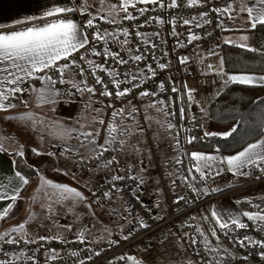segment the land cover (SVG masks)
Wrapping results in <instances>:
<instances>
[{
	"label": "built area",
	"instance_id": "1",
	"mask_svg": "<svg viewBox=\"0 0 264 264\" xmlns=\"http://www.w3.org/2000/svg\"><path fill=\"white\" fill-rule=\"evenodd\" d=\"M237 1L198 0L196 5L188 7V0H177L175 8L168 6L171 0H157L154 4L138 1L134 6H129L127 12L122 11L116 20L99 17L93 20V28L84 29V33L89 36V44L85 46L87 51L80 49L72 54L79 64V68H73L86 80L89 87L95 89V93L92 94L101 109L103 108L106 113H113L117 109L134 107L140 110L153 105L152 108L178 122V148L181 153L183 175L176 179L173 186L184 192L181 196L183 199H179L178 203L170 204L160 212L153 211L137 195L140 179L127 166L121 167L116 174L125 177L124 180L112 181V177L101 181L91 179V173L99 166L104 167L106 161L114 156L113 148L108 146L110 150L104 152L103 156L97 153L90 158L79 160L76 168L87 179L90 202L98 201L101 205L109 198L121 199L129 215L137 214L138 222L130 224L125 236L128 238H112L106 242H98L80 236L66 239L46 237L48 239L45 240L6 237L0 242V261H4L5 264H115L136 247L149 244L162 234H169L185 242L191 264H264V260L260 257V252L264 249L247 244V241H245L246 247L240 246L239 243L244 236L264 241V232L256 226L260 222L245 220L243 223L248 227L244 229H235L231 225L228 229L219 230L206 210L209 201L233 192L249 191L264 183V169L254 165L242 177L228 173L218 175L212 184L220 191L210 194L194 175L192 158L188 150V131L200 122L206 121L208 107L216 101L224 89L217 73L201 72L200 58L219 48L225 31L224 16L228 12L225 9H228L229 5L232 7ZM141 9H145L143 15ZM215 9L221 11L217 12ZM129 14L135 19H124ZM157 19L164 22L158 23ZM184 20L190 23L184 24ZM124 29H128V37L123 36ZM97 31L102 36L105 31L112 35L95 41L92 36ZM137 32L141 35L137 36ZM191 35L199 39L189 42ZM113 39L118 43L115 47L112 45ZM125 39L129 43H122ZM93 48L101 55H93ZM105 50L119 53V58H123L128 63L118 64L111 56L105 58L103 55ZM135 55H141L143 59L134 61L132 57ZM80 56H86V60H80ZM184 57L188 59L185 63H181V58ZM87 60L102 64L105 70L115 71L117 73L115 79L121 81L119 90L130 88L131 92L117 99L115 97L117 88L112 83L113 77L109 76L107 71L99 69L95 70L96 74L93 76V68ZM65 62L61 60L58 66ZM160 63L165 64L166 67L160 69L158 67ZM149 66L155 71V75L148 71ZM81 68L84 70L83 75L80 74ZM132 75H136L137 78L133 80ZM96 77H100L103 83L96 84ZM190 78L195 81L193 94H189L187 86ZM54 79L57 80L56 88L64 98L69 101L80 99L81 92L71 84L59 83L58 72H55ZM161 83L164 84L163 91L159 87ZM105 85L113 93L112 96L100 95ZM173 88L176 91H173ZM143 91L155 95L141 97L140 93ZM182 109L183 116H181ZM105 191L110 192V197H104ZM198 213L201 222L210 231L215 230L217 234L214 238L219 242V248L213 254L208 252L201 230L197 231L194 218ZM141 221L147 225L146 228L140 227ZM6 240H16L18 243L8 244ZM32 240L35 242H27ZM193 240L196 243H192ZM73 252L77 255L73 256Z\"/></svg>",
	"mask_w": 264,
	"mask_h": 264
},
{
	"label": "crops",
	"instance_id": "2",
	"mask_svg": "<svg viewBox=\"0 0 264 264\" xmlns=\"http://www.w3.org/2000/svg\"><path fill=\"white\" fill-rule=\"evenodd\" d=\"M138 1L139 0H131V4ZM121 2L122 0H104L103 4H101L100 0H0V23L12 25V22L15 20H22L25 17L31 16L36 17L37 19L32 20L29 24L15 25V30H20L25 26L42 25L45 22H51L57 18L72 19L78 25L83 27L87 19L94 20L99 17H104L106 19L116 20L119 17L118 15L122 13V10H120L119 7ZM85 3L87 4L86 10L80 7ZM254 3L255 0H238L231 9L228 10L224 16L225 31L222 35L220 46L221 44H230L238 47H241L240 45H247V49H258L254 39L255 29L251 28L246 11V6H252ZM111 5H116V9L112 10L110 8ZM56 6L72 7L74 11L66 12L59 16L42 18V14L45 11ZM256 7L259 8L261 6L256 5ZM5 30L12 29L9 28ZM241 36H247L248 39L241 40ZM225 41H231V43H226ZM117 44L116 40L113 39L112 45L115 47ZM220 46L219 48L202 55L200 59L204 62L211 61L215 57V52H219ZM219 57L221 60L220 52ZM59 62L60 61L57 62V66ZM201 68L202 73L210 74L206 73L211 70L209 64L205 65V67L201 64ZM45 74L51 75L50 70H45L44 73H36L35 75L39 77ZM231 75L252 76L256 78L255 85H261L259 82L260 75L253 76L250 74H228L221 72V74L219 73V78L224 87L231 84V82L227 84L225 83ZM64 79L71 85H73V83L80 84L81 81H84V83L87 84L86 80L74 71V68H70L66 71ZM17 86L26 89V91L11 95L9 100L5 102L6 104L14 105V107H10L6 111H0V129L2 128V130L17 133L16 135H18V138H23L26 145L29 147V141L35 142L38 152L52 156L56 160V168L58 171L65 175L81 178V176L75 172L74 165H76L79 160L90 158L101 150L98 147V145H100L98 141L95 140V147L88 143V141L94 140L95 137H85L82 135V133H86V131L82 128L79 129L75 127L73 121L79 119L85 109L99 106L93 94L84 91L81 92L78 101H69L61 95L55 85H49L47 87L52 88L57 93L54 97L55 102H50L48 100L47 88L39 79L29 78L19 85H6L8 88ZM187 86L188 90L195 89V81L191 78L188 79ZM81 87H83L82 84ZM39 89H45L43 93L45 97L44 102L38 100V96L41 93L36 90ZM193 92L194 91H191V94H193ZM86 104L89 106L85 107ZM27 114L31 115L26 119L19 118L26 116ZM200 123L204 124V122ZM256 143L261 144V148L258 149V151L264 155V135L249 143L239 151L230 154L195 151L196 153L214 156L216 157V160L212 162L210 169H204L205 176L203 178H201L200 173L195 170L196 162L192 160L193 173L200 180L201 185L212 194L214 193L212 189H219L212 184V181L216 176L224 173H228L235 177L244 176L235 175L226 171L227 164L223 162V158L236 155L247 148L250 144ZM6 146L8 145L5 139L0 140V197H3L0 199V212H2L9 204H13V207L4 219H0V234L8 233L6 237L15 236V238H20L17 236V232H12L11 229L17 226L16 222H18L17 220H20V217L23 214L25 205L23 194L28 183L24 184L19 176H17L13 162L14 153ZM114 156L116 157V160L111 165L107 167L99 166L93 171V173H91L90 178L101 181L116 175L119 173L121 167L127 166L139 177L140 180L143 179L144 182L143 184L140 183L136 193L140 199L147 203L155 212H160L170 204L178 203L180 197L184 195L182 190H177L173 186L176 179L183 175V170L180 166V156H178V159H170L167 158L168 156L162 157L154 155L148 163L135 159L127 161L118 159L117 153H114ZM254 165L260 166L264 169V161H257ZM254 165H247L240 169V171L247 174L249 169ZM83 180H86V178H83ZM12 196L17 197L14 203L11 200ZM263 197L264 183L249 191L233 192L209 201L206 205V210L210 214V217L211 213L216 211L221 215L224 222H227L229 226H231V216H239L242 223L245 220H248L242 215L244 211L238 209L236 205L238 201H252ZM86 200L87 198L85 199V202L88 204V209L90 210L91 215L82 214L80 217L78 216L80 211H76V219L78 224H82V229H80L78 233L70 235V237H81L80 234L82 233V237L98 242L108 241L112 238L122 239L126 236L130 224L132 222H138L137 214H132L130 216L127 213L128 209L121 199H107L97 212L94 207L92 208V206H90L91 204L89 201ZM250 213L255 214L259 212ZM260 214L264 215V213ZM212 221L216 228L223 230L220 229L214 219H212ZM194 222L201 230L208 252L213 254L215 251L213 252L211 249L210 240L215 238L212 236V231L201 222L199 213L196 214ZM21 239L27 238L22 237ZM1 241L2 240H0V242ZM182 250L186 252L184 258L181 257ZM161 254H163V257L159 258L157 255ZM126 256L135 257L137 260L138 258L143 257L147 261L150 258L151 260L155 258L156 261L153 262L156 263H160L165 259L172 264H191V260L185 248V242L181 238L169 234H162L152 240L149 244L136 247L132 253L130 252ZM125 257L121 259L118 264H131V262L127 260V257Z\"/></svg>",
	"mask_w": 264,
	"mask_h": 264
},
{
	"label": "snow or ice",
	"instance_id": "3",
	"mask_svg": "<svg viewBox=\"0 0 264 264\" xmlns=\"http://www.w3.org/2000/svg\"><path fill=\"white\" fill-rule=\"evenodd\" d=\"M104 0H100V3L103 4ZM141 3H157V0H139ZM198 3V0H188L187 6L192 7ZM131 4V0H122L120 4V10L127 12L128 7ZM256 5H260L261 7L257 8ZM131 6H134V4H131ZM169 7L175 8L177 7V0H171V4L168 5ZM82 9L86 10L87 4H82L80 6ZM110 8L112 10L116 9V5H111ZM231 9V5H229L228 9H225V11H228ZM74 9L72 7H52L51 9L45 11L42 14V18L47 17H53V16H59L66 12H73ZM141 15H143V12L145 9H141ZM215 11L219 12L220 9H215ZM246 11L249 17V22L251 24L252 29H256L258 25L264 26V0H255V3L252 6H246ZM202 15H206V13H202ZM37 19L36 17H25L24 19L15 20L12 22V25H5L0 23V111H6L10 107H14L12 104H6L5 102L9 100L10 96L18 93L26 91V89H22L19 86L8 88L6 85H19L20 83L24 82L26 79H39L42 83L45 84L47 88L48 93V100L50 102H55L54 97L57 95V93L50 87H47L49 85H55L57 83V80L53 79V76L51 75H41L37 77L36 73H44L45 70H54L55 72H58L60 74L59 83H66L67 81L64 79L65 73L70 68L76 67L79 68V64L77 60L73 57V53L78 52L80 49H87L85 48L86 45L89 44V36L84 33V29H90L93 28V19H87L84 23L83 27L78 25L76 22H74L72 19L67 18H57L52 20L51 22H45L42 25H32V26H25L20 30H15V25L20 24H29L32 20ZM124 19L132 20L135 19L131 14L126 15ZM195 19V18H194ZM114 22V21H112ZM158 23H163L164 21H161L157 19ZM190 21L184 20V24H189ZM205 23H208V21H205ZM12 29V30H5V29ZM123 36L128 37L129 31L128 29L123 30ZM111 33H108L105 31L104 35L102 36L98 31L92 36V39L95 41L103 40L104 36H110ZM137 36H140L141 34L139 32L136 33ZM199 39V37L195 35H191L189 37V42L192 40ZM241 40H247V36H241ZM226 43H231V41H225ZM122 43L127 44L129 41L125 39ZM241 47L247 48V45H240ZM249 51H255V49L248 48ZM93 55H101V53H98L95 51V49H92ZM105 58L111 56L113 60L118 64H127L128 61L124 60L123 58H119V53L109 52L108 50H105L104 54ZM71 57V60L69 58ZM134 61H141L143 57L141 55H135L132 57ZM187 57L181 58V63H185L187 61ZM64 60L66 61L63 65L57 66V62ZM80 60H86V56H80ZM87 63L92 66L93 71L92 75L95 76L96 69H99L101 71H107V74L111 77L112 83L116 86L117 91L115 92V97L117 99L125 97L128 95L132 89L130 88H124L123 90H119L121 81L115 79L117 73L113 70H105L102 64L95 63L94 61L87 60ZM158 67L160 69H164L166 67L165 64L160 63L158 64ZM211 68V66H209ZM148 71L152 72L153 75H155V71L149 66ZM84 70L80 69V74L83 75ZM137 77L136 75H132V79L135 80ZM239 83L241 85H249L254 86L256 83V78L252 76L247 75H231L228 77V81L225 83ZM259 82L262 86H264V76L259 77ZM96 84H102L103 81L100 79V77H96L95 80ZM81 84L83 87H81ZM74 88L77 89L79 92L87 91L89 93H95V89L93 87H89L84 81H81L80 84L73 83L72 85ZM135 87V85L133 86ZM160 89L163 91L164 84L161 83L159 85ZM39 93H41L38 96V100L44 102L45 97L43 95L45 89H39L36 90ZM173 91H176L175 88H173ZM193 90H189V94ZM100 95L105 97H110L113 95L111 91L108 90L107 86H104V89L100 92ZM148 95H155V93H149L148 91H143L140 93V96H148ZM163 103V101H161ZM89 105H85V107H88ZM153 105H150V107ZM108 107H111V105H108ZM102 109H96L97 112L101 111ZM159 110V109H158ZM131 111H135V108L133 107ZM124 112V109H117L113 111L112 116L115 118L117 115H120ZM31 114H27L26 116L19 117L20 119H26ZM131 115V112L129 113ZM181 116H183V109L181 110ZM100 124H104V120H99ZM170 128L172 127L171 124L168 125ZM236 129L233 128L232 131H235ZM72 131V130H69ZM142 131V129H141ZM108 137L105 138L104 144L98 145L100 148L99 155L103 156L104 152L109 151V147H106V145H111L115 140L116 136L113 135V133L117 132V127L113 123H109L108 125ZM230 133H224L223 135L227 136ZM85 137L87 136H99L100 133H82ZM205 136H214L216 133H205ZM110 137V138H109ZM192 139H195V137L191 138L188 142L191 143ZM90 145L96 146L95 140L88 141ZM121 144H123V141H120ZM261 148L260 143L256 144H250L247 148H245L243 151L239 152L236 155L224 157L223 162L227 164L226 171L231 172L235 175H246V173H242L240 169L246 167L247 165H254L257 163V161H264V155H262L258 149ZM35 154L40 155L41 153L37 152L36 149L32 150ZM20 155H23V153H19ZM191 158L193 161L196 162L195 164V170L200 173L201 178L205 176L204 169H210L211 164L213 161L216 160V157L211 155H204L200 153L193 152L191 153ZM116 160V157L113 156L112 159H109L106 161V163L103 165L104 167H107L111 165ZM179 162V161H178ZM218 174V173H217ZM17 176H19L20 180L27 184L28 181L23 177L20 176L19 173H17ZM112 181L117 180H124L125 177L113 175ZM143 179L140 180V183L143 184ZM42 183L47 184L55 189H57L60 193V196L58 197L59 200H67L72 199L74 205L78 202H83L85 200V197L76 189L71 188L67 185H61V184H53L51 181L43 180ZM195 191V189H193ZM213 192L220 191V189H212ZM104 197H110V192L105 191L103 193ZM3 197H0L2 199ZM17 197L12 196L11 200L13 203L16 201ZM138 199V197H137ZM182 200L183 197H180ZM13 204H9L2 212H0V219H4L9 212L12 210ZM90 207V206H89ZM242 215L246 217L249 221H257L260 222L256 226L260 228L262 232H264V215H261L260 213H250V212H243ZM211 218L216 221V224L219 225L220 229H228L229 224L227 222H224V220L221 218V215L217 213L216 211H213L211 213ZM207 219V217H206ZM231 224L235 227V229H244L248 227L245 223H242L239 219V216H231ZM69 229L71 226H67ZM141 228H146L147 225L141 221L140 222ZM25 228V224L21 223L18 226L11 229L12 232H22ZM197 231H200L199 228H197ZM8 235V233L0 234V240H4L5 237ZM82 238V233L80 234ZM215 230H212V236H216ZM127 239L128 237H124ZM39 240H45L48 239L44 236L38 237ZM245 241H247V244H253L257 247L264 249V241H259L252 239L251 237L244 236L242 240L239 241L240 246L246 247L247 244H245ZM8 244H15L18 243L16 240H6L5 241ZM29 243H34L35 240L27 241ZM192 243H196L195 240L192 241ZM73 256L77 255V253L73 252ZM99 255V253H97ZM260 257L262 260H264V251L260 252ZM54 258V257H49ZM124 257H121L123 259ZM28 259H33V257H28ZM90 259V257H89ZM127 260L131 262V264H142L141 261L137 260L135 257L128 256ZM0 264H5L4 261H0Z\"/></svg>",
	"mask_w": 264,
	"mask_h": 264
},
{
	"label": "rangeland",
	"instance_id": "4",
	"mask_svg": "<svg viewBox=\"0 0 264 264\" xmlns=\"http://www.w3.org/2000/svg\"><path fill=\"white\" fill-rule=\"evenodd\" d=\"M201 64L203 67L207 64L211 66V70L206 73H217L219 75V73L221 74V72H224L218 51L215 52V57L211 61L204 62L201 60L200 65ZM200 70L202 72L201 67ZM93 108L85 109L84 112H82L81 117L73 121V125L79 129L82 128L86 133L99 132L100 135L94 136V140L98 141L100 144H104L105 138L108 137V125L109 123H113L117 127V132L113 133V135L116 136V140L110 146L106 145V147H112L114 153L118 154V159L126 161L135 159L147 163L154 155L162 157L168 156L167 158L170 159H178V156H180L179 158L181 159V153L178 148L179 126L176 119L166 116L164 113L147 106L140 110L135 109L134 112L131 111L132 108H127L122 114L117 115L115 118H113L112 113H106L103 108L101 111L97 112L96 109H101L99 106ZM130 112L131 115H129ZM101 119L104 120V124L99 123V120ZM205 123L206 121H204V124ZM169 124L172 125L171 128L168 126ZM16 134L17 133L12 131L2 130V128L0 129V140L5 139L8 145L6 147L14 153V156L21 153L24 147L27 146L24 139L18 138V135ZM120 141H123L124 143L121 144ZM28 143L31 149L38 150L35 142L29 141ZM76 165H74L75 172L82 178L83 176L77 171ZM65 176H67L72 183L61 185H67L79 191L87 198L91 204L90 206H92V208L94 207L97 212L102 204L100 205V202L98 201L90 202L88 198V184L86 183L87 179L83 180L84 177L81 179L69 175ZM42 178L43 180L51 181L53 184H59L51 179L50 173L40 175L37 178L28 181V186L23 194L25 201L24 211L20 220H17L18 222H16L17 226L24 223L25 228L22 232H17V236L20 237L19 239L22 237L36 239L40 236L63 239L69 238L70 235L78 233V231L82 229V224H78L76 219V211H80L78 215L80 217L82 214L91 215L90 210L88 209V204L85 200L83 202H78L75 205L72 199L58 201V197L60 196L59 191L42 183ZM244 203L246 202H237L236 205L239 210L242 209L240 207L241 205L242 207L245 205ZM131 215L132 214H130V216ZM69 225L71 226L70 229L67 227ZM12 238H15V236ZM210 245L213 252L219 248V242L217 239L210 240ZM185 254L186 252L182 250L181 257L184 258ZM157 256L160 258L163 257V254ZM138 260L141 261L142 264H172L165 259L160 263L153 262L156 261L155 258L152 260L150 258L147 261L141 257L138 258Z\"/></svg>",
	"mask_w": 264,
	"mask_h": 264
},
{
	"label": "trees",
	"instance_id": "5",
	"mask_svg": "<svg viewBox=\"0 0 264 264\" xmlns=\"http://www.w3.org/2000/svg\"><path fill=\"white\" fill-rule=\"evenodd\" d=\"M254 39L258 49L230 44H221L219 52L225 73L264 76V26H257ZM53 79L55 71L50 70ZM235 128V131L232 129ZM216 133L205 136V133ZM224 133H230L225 136ZM264 135V86L231 83L224 87L218 98L207 110L206 123H199L188 131V150L230 154L239 151ZM30 147H24L23 155L14 156V168L27 180L50 173L59 184L72 183L56 168V160L47 154H35ZM38 152V151H37ZM40 153V152H39ZM180 166L183 170L182 163ZM179 166V167H180ZM242 211L264 213V197L245 201Z\"/></svg>",
	"mask_w": 264,
	"mask_h": 264
}]
</instances>
